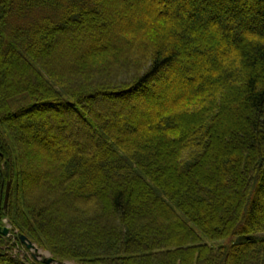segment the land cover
Listing matches in <instances>:
<instances>
[{"label": "trees", "instance_id": "1", "mask_svg": "<svg viewBox=\"0 0 264 264\" xmlns=\"http://www.w3.org/2000/svg\"><path fill=\"white\" fill-rule=\"evenodd\" d=\"M260 233L264 0H0V264H47L22 235L57 264H264Z\"/></svg>", "mask_w": 264, "mask_h": 264}, {"label": "water", "instance_id": "2", "mask_svg": "<svg viewBox=\"0 0 264 264\" xmlns=\"http://www.w3.org/2000/svg\"><path fill=\"white\" fill-rule=\"evenodd\" d=\"M8 194H9V184H8V187H7V194H6L5 206H7V202H8ZM3 229H4V230H3V233H4L5 235H8V234H9V227H4ZM21 241H22L23 243H25V244L27 245V247L30 248V249H36V248H37L36 245H35L32 241H30V240L27 238V236H25V235H22V236H21ZM44 261H45L47 264H54V263H53L54 259H53L52 257H45V260H44Z\"/></svg>", "mask_w": 264, "mask_h": 264}, {"label": "rangeland", "instance_id": "3", "mask_svg": "<svg viewBox=\"0 0 264 264\" xmlns=\"http://www.w3.org/2000/svg\"><path fill=\"white\" fill-rule=\"evenodd\" d=\"M28 18H29V17L22 19L20 23L27 21ZM14 21H15V20H14ZM5 221H7V219H5ZM261 235H264V234L260 233V236H261ZM238 238H240L241 240L245 239L244 237H238ZM227 241H228V240H227ZM227 241H219V242H217V243H224V242H227ZM245 241H247V239H246ZM242 242H244V241H242ZM210 243H213V242H210ZM213 244H214V243H213ZM31 251H32V252H37V253H39V254L42 256V258H45V257H53L49 251L44 250V249H33V250H31ZM39 258H40V257H39ZM53 263H54V264H57L58 262L54 260ZM65 263H66V264H73L72 261H67V262H65Z\"/></svg>", "mask_w": 264, "mask_h": 264}, {"label": "flooded vegetation", "instance_id": "4", "mask_svg": "<svg viewBox=\"0 0 264 264\" xmlns=\"http://www.w3.org/2000/svg\"><path fill=\"white\" fill-rule=\"evenodd\" d=\"M2 229H3V227H2ZM4 230V229H3Z\"/></svg>", "mask_w": 264, "mask_h": 264}]
</instances>
